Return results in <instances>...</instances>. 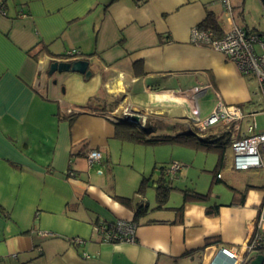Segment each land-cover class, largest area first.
Returning a JSON list of instances; mask_svg holds the SVG:
<instances>
[{
    "label": "crops",
    "instance_id": "1",
    "mask_svg": "<svg viewBox=\"0 0 264 264\" xmlns=\"http://www.w3.org/2000/svg\"><path fill=\"white\" fill-rule=\"evenodd\" d=\"M221 13L220 0H0V264H240L264 197V165L236 170L233 157L236 171L218 174L231 180L230 200L180 193L170 208L154 209L146 199L131 242H102L94 229L133 220V205L115 196L134 194L117 189L109 166L114 120L136 114L191 128L219 100L254 110L251 75L191 41L193 27ZM74 59L88 60L90 77L48 75L51 61ZM90 150L101 153L91 165ZM164 176L171 185L179 178ZM212 204L217 212L207 215ZM221 246L237 248L238 258Z\"/></svg>",
    "mask_w": 264,
    "mask_h": 264
},
{
    "label": "built area",
    "instance_id": "2",
    "mask_svg": "<svg viewBox=\"0 0 264 264\" xmlns=\"http://www.w3.org/2000/svg\"><path fill=\"white\" fill-rule=\"evenodd\" d=\"M264 10V2L260 1ZM222 13L218 19L213 17L215 29H203L195 26L191 29V41L196 44L207 45L223 54L234 62L240 72L251 75L257 84V93L260 95L263 109L252 110L245 114L239 106L226 105L218 101L212 112L203 120L192 119V123L200 131L206 128L221 124L230 134V147L232 149L233 166L236 170L256 169L264 165V128L257 130L256 115L264 113V34L256 30H250L237 25L234 22L233 6L230 0H220ZM227 24L223 30L222 24ZM73 50L67 55H72ZM130 117V116H128ZM249 118L246 127L241 130L240 122ZM101 157L100 151L90 150L87 152V160L91 165ZM180 169L178 162H172L164 168V174L174 175ZM136 224L132 221L117 219L112 223H99L95 226V232L100 240L106 243L118 241H134ZM41 236L45 232H39ZM72 243H84L80 237L70 239ZM264 244V197L259 206L258 214L254 220L253 230L248 243L245 245L239 263L243 264V253L257 252ZM220 252L230 258H238V249L235 247L221 246ZM84 257H89L84 253Z\"/></svg>",
    "mask_w": 264,
    "mask_h": 264
},
{
    "label": "rangeland",
    "instance_id": "3",
    "mask_svg": "<svg viewBox=\"0 0 264 264\" xmlns=\"http://www.w3.org/2000/svg\"><path fill=\"white\" fill-rule=\"evenodd\" d=\"M230 1L233 6V11L242 25L245 23L247 26L255 28L258 33L264 34V10L260 0ZM45 75L47 76L46 73ZM250 77L251 88L255 93L252 97L253 105L248 108L261 111L263 109V104L260 95L257 93L254 78L252 76ZM212 110L213 109H209V107H207V109L201 108L197 115L198 119H205ZM248 121L249 119L247 118L243 119L242 129L246 127ZM156 122L157 126L154 133L157 134H175L177 132L186 131V127L180 122L162 121L160 122L161 124L158 121ZM256 122L257 130L264 128V113L261 112L256 115ZM191 126L193 129L199 131L193 124ZM223 128L224 127L218 123L208 128L207 131H201L200 133L204 132L214 135L217 132H221ZM115 145H117V147L113 149V153H110L109 156V166L112 167L113 171V184L117 186L119 191L128 192L127 195L135 194V190L138 188L142 176H148L150 180L148 179L144 187V196L146 199H149L148 202L153 204L155 198L153 180L157 177L158 170L161 166L164 167L171 162L178 161L180 169L176 173L179 174V178H177L178 180L176 181L174 180L173 186H177L179 189H192L200 193L208 192L211 198L217 196L220 200H230L232 198L233 192L227 185L231 184V180L227 179L229 178L228 176H226L225 179L227 184L224 182H212L211 180L212 169L217 161V152L215 150L194 148L173 143L152 145L131 141L122 142V140H117ZM231 157L232 149L229 145L225 154L226 160L223 169H230L228 173L232 174V172L236 170L230 167ZM100 165L101 164L98 163L97 167H100ZM104 170H106V167L103 168V172ZM100 171L101 169L99 168L97 173ZM179 194L177 190H172L168 197L169 203L172 202V199H175V202H177L178 199L181 198Z\"/></svg>",
    "mask_w": 264,
    "mask_h": 264
},
{
    "label": "trees",
    "instance_id": "4",
    "mask_svg": "<svg viewBox=\"0 0 264 264\" xmlns=\"http://www.w3.org/2000/svg\"><path fill=\"white\" fill-rule=\"evenodd\" d=\"M203 29H215L217 31V27L213 18L208 17L207 22L200 25ZM246 28V27H245ZM263 34V33H261ZM36 57V56H35ZM136 75H142V70H136ZM117 102H111V107L115 106ZM110 107V108H111ZM76 113H70L66 117L69 121L74 119ZM159 123L162 121H158ZM156 123L152 119L148 118L146 121H135L130 117L126 116L124 118H118L114 120V136L122 141H131L142 144H181L186 146H191L194 148H203L207 150H215L217 152V161L215 166L212 169V182H224L219 178V171L223 167L225 162V154L227 147L230 145V134L225 128L222 129L221 132H217L216 134L211 133H200L201 131L191 128H186V131L177 132L175 134H157L154 133L156 130ZM161 124V123H160ZM212 127V126H211ZM224 127V126H223ZM210 128V127H208ZM206 128L204 131H207ZM172 163V162H171ZM168 166V165H167ZM167 166H161V175L156 180L154 184L155 189V207L154 209L161 208H170L166 207V203L168 201L169 194L172 190H177L181 193L184 200H193V201H207L210 197L209 193H200L198 191L192 189H178L170 184V179L166 178L164 175V168ZM171 177V176H170ZM148 178H142L139 183L138 188L135 191L134 196L126 197V196H118L116 195V199L119 200L122 204L134 207L133 220L135 224L139 219L145 217L148 213V202L144 196V187L147 184ZM227 184L226 182H224ZM228 185V184H227ZM228 187L234 192V188L230 185ZM236 193H233L235 197ZM234 199V198H233ZM135 201V204H134ZM176 210L180 209L174 208ZM218 205H209L206 207L205 212L207 215H213L217 212ZM112 223V222H108ZM257 253H261L264 255V244L257 250Z\"/></svg>",
    "mask_w": 264,
    "mask_h": 264
},
{
    "label": "water",
    "instance_id": "5",
    "mask_svg": "<svg viewBox=\"0 0 264 264\" xmlns=\"http://www.w3.org/2000/svg\"><path fill=\"white\" fill-rule=\"evenodd\" d=\"M264 2V0H260ZM89 62L86 59H74L71 61H51L48 67V75L53 74L54 72H76L84 77L88 78L92 74L90 69H88ZM131 119L138 121L139 116L133 114L130 116ZM243 264H264V255L261 253H255L253 255H249L248 252L243 253L242 256Z\"/></svg>",
    "mask_w": 264,
    "mask_h": 264
},
{
    "label": "clouds",
    "instance_id": "6",
    "mask_svg": "<svg viewBox=\"0 0 264 264\" xmlns=\"http://www.w3.org/2000/svg\"><path fill=\"white\" fill-rule=\"evenodd\" d=\"M255 253H257V252H255ZM251 255H253V254H251Z\"/></svg>",
    "mask_w": 264,
    "mask_h": 264
}]
</instances>
